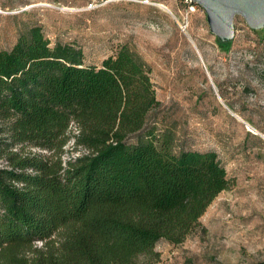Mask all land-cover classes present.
I'll return each mask as SVG.
<instances>
[{"label": "trees", "instance_id": "obj_1", "mask_svg": "<svg viewBox=\"0 0 264 264\" xmlns=\"http://www.w3.org/2000/svg\"><path fill=\"white\" fill-rule=\"evenodd\" d=\"M160 105L126 43L87 63L32 25L0 49V264H151L184 241L231 180L214 151L175 150Z\"/></svg>", "mask_w": 264, "mask_h": 264}, {"label": "rangeland", "instance_id": "obj_2", "mask_svg": "<svg viewBox=\"0 0 264 264\" xmlns=\"http://www.w3.org/2000/svg\"><path fill=\"white\" fill-rule=\"evenodd\" d=\"M32 25L51 44L81 48L87 63L126 43L151 67L161 102L153 120L175 150L214 151L231 180L184 241L156 243L151 264L264 260V27L236 15L225 51L203 8L187 12L183 0H0V49ZM79 152L69 143L64 157Z\"/></svg>", "mask_w": 264, "mask_h": 264}, {"label": "water", "instance_id": "obj_3", "mask_svg": "<svg viewBox=\"0 0 264 264\" xmlns=\"http://www.w3.org/2000/svg\"><path fill=\"white\" fill-rule=\"evenodd\" d=\"M200 5L206 12L210 31L216 35L221 42L233 39L235 34L234 17L240 15L247 25L252 29L264 27V0H192ZM158 6L166 7L157 3ZM207 76L215 88L209 73ZM219 97V95H218ZM220 98V97H219ZM239 120L240 117L234 114ZM248 126V125H247ZM263 138L264 135L259 133Z\"/></svg>", "mask_w": 264, "mask_h": 264}, {"label": "built area", "instance_id": "obj_4", "mask_svg": "<svg viewBox=\"0 0 264 264\" xmlns=\"http://www.w3.org/2000/svg\"><path fill=\"white\" fill-rule=\"evenodd\" d=\"M186 3V11L194 12L197 9V4L192 0H183Z\"/></svg>", "mask_w": 264, "mask_h": 264}, {"label": "bare ground", "instance_id": "obj_5", "mask_svg": "<svg viewBox=\"0 0 264 264\" xmlns=\"http://www.w3.org/2000/svg\"><path fill=\"white\" fill-rule=\"evenodd\" d=\"M160 5H162V6H164V7H166L165 8V10H167V11H170V9L168 8V6L166 5V4H164V3H159ZM238 116V115H237ZM238 117H240V116H238ZM248 125V124H247ZM252 129H254V128H252ZM256 132H258V130L257 129H254Z\"/></svg>", "mask_w": 264, "mask_h": 264}]
</instances>
